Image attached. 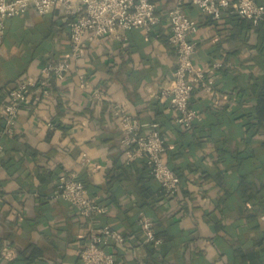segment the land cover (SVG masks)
Returning <instances> with one entry per match:
<instances>
[{"label":"crops","instance_id":"obj_1","mask_svg":"<svg viewBox=\"0 0 264 264\" xmlns=\"http://www.w3.org/2000/svg\"><path fill=\"white\" fill-rule=\"evenodd\" d=\"M152 1L159 24L149 33L134 28L85 41L47 95L30 93L12 136L1 135L7 91L67 53L71 17L61 7L44 14L29 8L4 21L0 250L13 247L16 256L7 261L0 253V264H81L77 249L102 223L127 235L126 245L107 247L117 264H264V23L233 14L214 20L184 5L198 23L188 37L192 61L211 81L210 89L198 84L191 92L200 119L183 130L160 97L176 66L166 13L177 0ZM216 61L223 65L213 67ZM115 104L165 134L164 157L181 180L175 195L158 192L143 158L127 159ZM65 170L108 204L103 216L86 219L69 203L47 199ZM146 213L163 239L155 249L138 223Z\"/></svg>","mask_w":264,"mask_h":264},{"label":"built area","instance_id":"obj_2","mask_svg":"<svg viewBox=\"0 0 264 264\" xmlns=\"http://www.w3.org/2000/svg\"><path fill=\"white\" fill-rule=\"evenodd\" d=\"M186 3L214 20L224 14H233L249 20L254 26L264 23V5L256 0H177L167 11L169 42L176 53V66L169 85L161 90L160 97L168 101L169 108L175 113V124L183 130L191 129L193 123L200 119L198 111L189 105L191 92L198 84L210 89L208 83L211 81V77L206 78L204 70L196 67L192 61L195 43L188 37L197 31L198 23L186 13ZM54 7L63 8L71 17L68 23V51L59 60H50L43 65L38 75L26 76L8 89L7 99L1 105L3 136L15 133L18 112L28 102L33 90L38 89L47 95L52 82L65 77L71 63L80 57L85 41L111 35L119 37L120 32L134 28H142L149 33L160 22L152 0H0V38L6 19L22 16L29 8L44 14ZM212 65L218 68L223 63L216 61ZM80 85H86L85 80ZM93 95L95 98L102 96L99 91ZM112 109L121 126L120 143L125 148L127 159L143 158L149 173L158 181L160 192L166 196L175 195L180 179L164 157L166 136L158 129V124L142 123L118 104L112 105ZM86 160L89 158L86 157ZM47 199L63 200L80 216L90 220L107 212V206L96 202L78 175L71 171H62L57 176ZM138 223L143 241L158 245L160 239L154 235L152 219L141 214ZM126 241L127 237L121 231L100 224L90 231L86 241L77 249L78 258L81 264H117L115 253L107 250V247L124 246ZM0 253L1 258L7 261L16 256L15 249L8 246L2 247Z\"/></svg>","mask_w":264,"mask_h":264},{"label":"trees","instance_id":"obj_3","mask_svg":"<svg viewBox=\"0 0 264 264\" xmlns=\"http://www.w3.org/2000/svg\"><path fill=\"white\" fill-rule=\"evenodd\" d=\"M243 19H245V18H243ZM247 20V19H246ZM251 23V22H250ZM261 24H263V23H261ZM260 25V24H259ZM195 123V122H194ZM194 123H193V126H194ZM2 126H3V122H2ZM193 126H192V128H193ZM177 128H179L178 126H177ZM191 128V129H192ZM180 129V128H179ZM190 130V129H189ZM145 163V162H144ZM146 165V164H145ZM170 166V165H169ZM146 167H147V169H148V166L146 165ZM171 167V166H170ZM172 168V167H171ZM173 169V168H172ZM174 170V169H173ZM175 171V170H174ZM148 172H149V169H148ZM176 172V171H175ZM177 173V172H176ZM151 175V174H150ZM177 175H178V173H177ZM179 176V175H178ZM81 179V178H80ZM179 179H180V177H179ZM180 183H181V180H180ZM85 186V185H84ZM86 188V187H85ZM87 189V188H86ZM158 192L160 193V185L158 186ZM88 191V190H87ZM89 193V192H88ZM90 194V193H89ZM93 197V196H92ZM95 198V197H94ZM96 199V198H95ZM96 202H98L99 204H102V205H105V206H107V208H108V204L107 203H104V202H101V201H99L98 199H96ZM104 215V214H103ZM103 215H100V216H98V217H101V216H103ZM146 215H148L150 218H152L149 214H147L146 213ZM153 221V220H152ZM102 224H107V223H102ZM107 225H109V224H107ZM110 226V225H109ZM111 227V226H110ZM111 228H113V227H111ZM115 229V228H114ZM153 229H154V235H155V237H157V238H160V243L159 244H162L163 243V239L161 238V237H158L157 236V230H156V227L154 226V222H153ZM123 233V232H122ZM126 237H127V235L125 234V233H123ZM145 242V241H144ZM146 244L147 245H149V247H152L153 249H155L158 245H154L153 243H150V242H146Z\"/></svg>","mask_w":264,"mask_h":264}]
</instances>
